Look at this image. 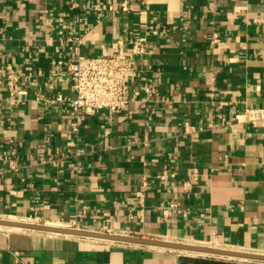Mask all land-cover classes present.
I'll use <instances>...</instances> for the list:
<instances>
[{
    "label": "crops",
    "instance_id": "crops-1",
    "mask_svg": "<svg viewBox=\"0 0 264 264\" xmlns=\"http://www.w3.org/2000/svg\"><path fill=\"white\" fill-rule=\"evenodd\" d=\"M71 36L87 56L145 37L123 109L69 107ZM254 108L264 0H0V218L264 253ZM179 252L0 226V264H177Z\"/></svg>",
    "mask_w": 264,
    "mask_h": 264
},
{
    "label": "built area",
    "instance_id": "built-area-1",
    "mask_svg": "<svg viewBox=\"0 0 264 264\" xmlns=\"http://www.w3.org/2000/svg\"><path fill=\"white\" fill-rule=\"evenodd\" d=\"M153 32L157 30L154 28ZM213 37L218 38L215 32ZM68 41L72 43V47L62 64L74 90L73 96L65 98L69 107L84 114H96L101 110L116 113L123 109L130 99L126 77L136 68L137 58L144 52L145 37L138 36L132 40L130 53L117 52L98 56L82 54L76 37H68ZM5 75L9 95L16 102L18 75L10 65L6 66ZM251 117H264V108L251 109ZM172 205L175 203H171Z\"/></svg>",
    "mask_w": 264,
    "mask_h": 264
},
{
    "label": "water",
    "instance_id": "water-1",
    "mask_svg": "<svg viewBox=\"0 0 264 264\" xmlns=\"http://www.w3.org/2000/svg\"><path fill=\"white\" fill-rule=\"evenodd\" d=\"M0 226L18 227L45 232L62 233L76 236L92 237L109 241L162 247L172 250L193 251L217 256L238 258L240 260H256L264 262V253L241 251L235 249L221 248L204 244L187 243L182 241L166 240L155 237L124 235L106 231L80 229L75 227L56 226L44 223L16 221L0 218Z\"/></svg>",
    "mask_w": 264,
    "mask_h": 264
},
{
    "label": "trees",
    "instance_id": "trees-1",
    "mask_svg": "<svg viewBox=\"0 0 264 264\" xmlns=\"http://www.w3.org/2000/svg\"><path fill=\"white\" fill-rule=\"evenodd\" d=\"M177 264H248L235 259H224L212 256L180 255Z\"/></svg>",
    "mask_w": 264,
    "mask_h": 264
},
{
    "label": "rangeland",
    "instance_id": "rangeland-1",
    "mask_svg": "<svg viewBox=\"0 0 264 264\" xmlns=\"http://www.w3.org/2000/svg\"><path fill=\"white\" fill-rule=\"evenodd\" d=\"M208 245V244H204ZM212 246V245H210ZM180 251V250H178ZM181 255H191V256H212V257H218V258H224V259H235L238 261H242L244 263L248 264H264V262L256 261V260H240L238 258H230V257H225V256H217V255H211V254H205V253H199V252H193V251H180Z\"/></svg>",
    "mask_w": 264,
    "mask_h": 264
}]
</instances>
